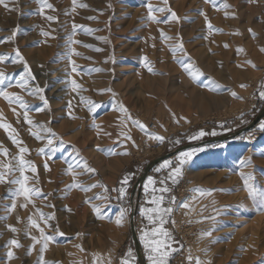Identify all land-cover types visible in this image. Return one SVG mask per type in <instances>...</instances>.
<instances>
[{"label": "rangeland", "instance_id": "rangeland-1", "mask_svg": "<svg viewBox=\"0 0 264 264\" xmlns=\"http://www.w3.org/2000/svg\"><path fill=\"white\" fill-rule=\"evenodd\" d=\"M5 2L8 8L16 10L9 11L0 5V40L11 36L13 29L18 28L19 31L14 40L0 43V56L8 57L0 62V72L10 78L0 87L10 93H19L30 106L29 118L33 123L49 127L56 133L53 150H46V155H37V150L43 147L46 140L37 141L30 134V126L23 121L22 115L18 123L17 115L3 98H0V112L3 114L0 122L11 124L23 145L30 150L24 158L35 164L37 172L35 178L31 172H26L31 178L29 184L39 188L45 195L51 194L47 195V199L34 197L37 209L45 214H55V219L49 222L50 228L55 229L58 223L67 227L79 222L85 230V237L82 238L76 232L72 235L64 233L60 241L52 243L55 247L50 251L53 258L45 261L50 264H94V261L95 264H108L111 259V264H120V258L129 248L135 255L129 233L130 199L134 183L144 167L179 146L235 132L247 125L263 106L258 91L264 83V53L259 50L264 47V0H256L255 3H249L248 0H216L219 11L212 4L204 3V0H169V6L181 20L168 24L147 20L144 5L150 2L163 6L161 0H76L77 5L84 4L87 7L77 6L74 11L72 0H48L55 11L45 8V17H56L53 21L37 13L39 5L35 0ZM225 2L231 7L224 9ZM200 10L205 12L213 28L220 29V32L209 34L204 17L199 15ZM225 11L235 13V17H226ZM156 15L163 19L168 13ZM74 24L79 26L75 30ZM41 29L50 35L42 36ZM161 30L170 37L179 33L184 50L191 53L188 57L192 54L200 57L206 50V55L218 62H227L226 73L229 72L232 87L228 89L229 95L225 102L216 107L199 95L198 89L205 87L208 83L206 79L210 77L206 76L203 80L199 77L193 82L190 79L181 80L177 76L183 70L169 51V46L175 40H162ZM236 32L240 34H234ZM205 36L208 38L204 39ZM238 48L243 51L238 53ZM14 49H19L35 77L34 80L29 79V87L38 85L44 89L43 94L49 102V107L44 111L35 110L43 107L38 96L29 95L14 86L24 71L22 64L12 63ZM73 51L80 55H74ZM176 56L184 57L180 52ZM69 57L77 66L75 72L72 71ZM143 58H146L152 72L141 63ZM249 60L255 68L245 63ZM166 69L176 79L173 86L169 84L171 79L165 80ZM73 80L84 90L73 92ZM9 83L13 86L8 87ZM241 84L246 87L241 88ZM106 89H111V92L99 91ZM232 92L242 99L233 98ZM80 96L101 107L90 114L86 106L79 104ZM69 100L73 103L71 109L68 107ZM120 105L127 109L126 113L119 111ZM12 107L20 112L18 106ZM173 115L179 120L178 123L174 121ZM129 116L131 120L127 119ZM180 117L186 118L187 122ZM93 120L103 131L91 126ZM121 120L127 124L123 130L131 136V141L119 135ZM132 120L143 123L148 133L165 137L164 142L149 139L145 132L132 124ZM260 122L248 134L186 151L194 154L183 165L182 174L175 184L167 177L171 169L177 166L176 157L179 154L166 160L172 162L168 168L156 171L164 162L157 165L147 176L137 201L135 196L132 198L133 204L137 202L135 230L138 239L140 229L151 227L140 215L141 205L153 207L148 203L151 188L166 186L170 191L163 194L165 200L162 207L173 208L166 225L182 240V248L174 253L170 264H189V252L193 258L199 257L202 261H211V264H264V211H259L256 203L248 198L240 175L241 172L250 173L255 183L264 189V131L258 127ZM32 130L36 131L35 128ZM200 130L206 135L189 139ZM213 131L217 135H211ZM176 140L180 143H174ZM132 141H135V146ZM0 144L9 150L8 159L0 155V161L8 162L18 153L17 146L3 128H0ZM97 145L101 150H97ZM74 149L79 150L78 157ZM123 152L128 154H112ZM78 159L87 161L96 170L95 173L78 177L85 185L99 182L112 189L119 186L125 174L131 176L123 203L113 199L106 204L104 212L107 219H98L89 205L83 203L86 195L91 197L101 189H93L87 194L76 189L65 191V186L72 181V177L65 174L66 161L75 162ZM249 159V165H241L242 160ZM45 161L50 171L45 170ZM149 177L153 178L155 184L150 186L149 194L146 195L144 185ZM161 180L165 181L163 185ZM15 187L0 184V239H5V245L13 239L14 234L9 231L8 225L18 229L21 243L26 241L27 217L32 210L35 211L31 204L27 208L19 207V203L23 202L22 197L18 199L14 211H7L11 204L10 189ZM197 189L211 190V195L202 196ZM156 195L161 194L157 192ZM49 203L54 207L45 206ZM183 204H188V207H181ZM121 206L130 207V211L123 226L118 227L114 221ZM22 209L28 210L26 219L23 221L20 218L18 223L17 216L20 217L21 213L15 215V212ZM81 210L84 211L83 216L79 215L75 219V213ZM88 229L96 233H88ZM207 231L212 232L211 236H203ZM83 239L86 243L89 239L91 241L81 251L76 246ZM140 245L142 249L141 242ZM6 251L8 248L5 247L2 264H17L14 258L10 261L7 259ZM135 264H138L136 256Z\"/></svg>", "mask_w": 264, "mask_h": 264}, {"label": "snow or ice", "instance_id": "snow-or-ice-1", "mask_svg": "<svg viewBox=\"0 0 264 264\" xmlns=\"http://www.w3.org/2000/svg\"><path fill=\"white\" fill-rule=\"evenodd\" d=\"M35 2L39 5L37 13L45 17V8L51 9L55 11L53 8V5L48 2V0H35ZM249 3H255L256 0H248ZM204 3L206 4H212L214 9L219 11L220 8L216 5V0H204ZM161 4L163 6H156L152 3H146L144 6L147 9V20L151 23H164L168 24L170 22L179 23L181 20V17L176 14L175 11L172 10V8L169 6V0H161ZM0 5H3L7 10L14 11L16 9L8 8V4L5 2V0H0ZM73 5V11L77 6L79 7H87V5L80 4L77 5L76 0H72ZM231 6L228 5L226 2L223 3V8L228 9ZM156 13H168L166 18H159ZM199 15L204 17L205 23L207 25V29L209 34H211L213 31L220 32V29H214L211 23L208 21V17L205 14L203 10L199 11ZM229 15L235 17V13H229L225 11V16L228 17ZM46 20L53 21L56 19L54 16H46ZM89 19H93V17H89ZM78 25H73V30H75ZM19 29H13L11 36L5 38V40H0V43H3L5 41H12L16 37ZM249 32L251 33L252 30L249 29ZM42 36L48 37L50 35L49 32L44 31L41 29ZM236 35H239V32L234 33ZM162 40H175V43L173 45L169 46V51L172 53L173 58L177 59L176 53L180 52L183 54L184 57L188 58L189 62H184L183 60L180 61V65L182 70L188 75L189 79L195 82L200 76H203L204 73L195 65L194 61H191V58L188 57L187 52L184 50V44L183 40L179 33L176 34L175 37L167 36L162 30L160 32ZM253 36H255V33H252ZM208 37L205 36L204 39H207ZM74 43H79L78 41H74ZM85 47H91V45H84ZM225 48L228 47L227 44L224 45ZM262 53H264V47H261L259 49ZM96 51H100V49H96ZM243 49L238 48L237 52H242ZM15 56L11 58L12 63H20L23 65L24 71L20 73L19 77L16 79L15 87H18L23 92H27L29 95L38 96L39 100L43 102L42 108L35 109L36 111H44V109L49 107V102L46 99L44 93V89L40 88L38 85L29 87V79H35V77L32 75L31 70L27 64V61L24 59V57L21 55L19 49H14ZM74 55H80L79 53L73 51ZM8 57L0 56V62H3ZM69 63L72 64V71L75 72L77 70V66L75 65L74 61L71 60L69 57ZM141 63L144 64L145 67L148 68L149 72H152L153 69L151 67H148V64L146 63V58H143ZM245 63L251 65L253 68H255V65L252 63V61H246ZM239 66V65H238ZM10 79L6 76L4 72H0V85L5 84V80ZM211 79V78H209ZM212 83H215L214 81ZM13 85L11 83L8 84V87H12ZM71 87L73 92H77V90L83 91L82 86L77 84L74 80L71 82ZM216 87H219V85H216ZM241 88L246 87V85L241 84ZM210 91H214L215 88L209 87ZM101 92L103 91H109L111 92V89L106 90H99ZM231 95L233 98L242 99V97H238L235 92H232ZM0 98H3L4 101H6L13 111L15 115H17V122H20L19 117L22 115L23 121L27 123L29 127L30 134L37 140V141H43L46 140V143L43 145V147L39 148L37 150V155H46V150H53L52 145L54 139H56V133L52 131L51 128L46 127L41 124H34L33 121L29 118V110L30 106L28 103L23 99V97L19 93H10L7 91L6 88L0 87ZM258 98L260 101L264 102V83L261 84L260 89L258 91ZM79 104L84 105L87 107L88 112L95 113L96 110L101 107L100 104H97L89 99H86L84 96H80L79 98ZM13 105L18 106L20 109V112H17V109L15 107H12ZM68 107L71 109L73 107V103L71 100L68 102ZM119 111L122 113H126L127 109L123 106H119ZM71 115V114H70ZM243 116V113L241 114ZM72 118H77L75 116H72ZM128 120H131V117H127ZM173 119L175 122H179V120L176 119V117L173 115ZM180 119H185L184 117H180ZM3 120V114L0 112V121ZM132 124L136 127H138L141 131L145 132L146 135H148L149 139L158 141L163 143L165 140V137L160 136L155 133H148L146 131V126L141 123L138 120H132ZM187 122V121H186ZM243 123V119L241 120ZM93 128L99 129V131H103L99 128V125L95 123V120H93L92 125ZM121 131L119 133L120 136L124 138V140L131 141V136L124 131L123 129L127 128V124L124 120H121L120 122ZM161 127H163L161 125ZM259 129L261 131H264V121L260 122L258 125ZM0 128H3L4 131L8 134V138L11 140V142L17 146L18 153L10 158L8 162L0 161V184H7V185H15L16 187L13 189H10V198H11V204L8 207L7 211L11 213L17 208V201L19 198H23V202L19 203V207L21 208H27L29 204L33 206L35 211L33 214L29 215L27 217V224L25 227V234L31 239L32 245L28 249V253L31 254L32 249L37 245L40 244L41 247L39 248V258H38V264H50V262H47L44 260L43 253L48 248L49 243L54 239V236L48 235L45 232V228L51 227L50 221L55 219L54 213H47L45 214L40 209H37L35 207L34 203V197H43L44 199H47V195H51L50 193L45 195L41 192V190L35 186H31L29 184L30 177L26 175V172H31L33 174V178H35V174L37 172V168L35 164L30 161L26 160L24 158L26 153H29V149L27 146L23 145V141L18 138V133L15 128L12 127L11 124L7 122H0ZM35 128L36 131H33L32 129ZM98 131V135H99ZM43 133V135H42ZM104 135H111V133H104ZM206 133L203 130H200L197 133H194L189 137V139H199L200 137L205 136ZM211 135L215 136L217 133L213 131ZM244 139H248V137H245ZM173 142V141H170ZM133 146H135V141H132ZM174 143H180L179 140L174 141ZM77 157L79 156V150H76ZM97 150H101L100 146L97 145ZM8 149L4 148L2 144H0V155H3L6 159H8ZM112 154H123L127 155V152L123 153H112ZM194 152H182L177 157L176 160L178 161V164L176 167L172 168L171 171L168 174V179H171L172 183L175 184L177 182L178 177L182 174V167L185 163H187L188 160L191 159ZM48 159H51V156H48ZM67 168L65 170V174L72 177L71 183L67 184L65 186V191H71L73 189L79 190L83 193H89L92 192L93 189H101L100 192L93 193L91 197L85 196V199L83 200V203L89 205L91 208V211L98 219H107L104 209L106 204H108L111 200L115 199L117 201H120L123 203V201L126 199L127 196V186L131 179V176L128 174H125L124 177L119 182L118 187H114L112 189H109L106 185L102 183H92L85 185L81 181L78 180V177L88 174V173H95V169L89 166L87 161H81L76 160L75 162L66 161ZM171 161H165L164 164L161 165V168L156 169V171H160L163 168H168L171 165ZM242 166H247L251 163L249 160H242L241 162ZM44 168L46 171H50L47 161L44 163ZM19 173V175H15V173ZM241 179L243 181V188L245 192L247 193L248 198L253 200L256 203V206L259 211H264V189L260 188L254 181V177L248 173L245 174L243 172L240 173ZM160 183L163 185L165 183L164 180H161ZM155 181L152 177L148 178V181L144 185V191L147 194H149L150 186L154 185ZM170 189L168 187H160L159 189H156L155 187L151 188V199L148 201L153 207L146 208L143 205L140 207V215L143 219H146L148 221V224L151 225V227L145 226L144 228L140 229V235L139 239L142 243L145 255L148 261V264H170V259L172 255L178 251L181 250L182 245L180 248L173 247L174 244H177L178 242L174 240L171 232L164 227L165 224L169 222L170 215L173 211V208L171 206L162 207L163 202L165 200L164 193L169 192ZM197 191L203 196V195H211V190L205 191L202 189H197ZM159 192L161 195H156V193ZM112 193H115V195H112ZM94 201H102L104 203H95ZM172 202H175V198H172ZM48 208L54 207L52 204H46L45 205ZM181 207L187 208L188 204H183ZM70 211V209H69ZM130 211V207H123L121 206L119 209V213L117 217L115 218V224L120 227L123 226V223L125 221V218ZM214 219V218H213ZM17 222H20V217L17 216ZM43 224V227L41 226ZM174 224V222H173ZM9 231L12 233H16L18 229L12 225H8ZM32 229H35L37 232H39V236L32 234ZM55 233L57 235H64V233L60 232L58 228L54 229ZM212 232L207 231L203 233V236H211ZM77 235H80L77 233ZM6 248H8L7 251V259L10 261L14 258V252L12 251L13 248H19L21 247V244L19 240L17 239H10L7 244L5 245ZM76 247H80L77 245ZM83 251V249H81ZM205 251V250H202ZM206 254V251H205ZM264 259V258H262ZM187 260L189 261V264H192L194 261V264H211V261H202L199 257L193 258L191 253L189 252L187 256ZM95 264V261H94ZM108 264H111V259H109ZM120 264H135V255L131 248L127 250V252L124 253V255L120 258Z\"/></svg>", "mask_w": 264, "mask_h": 264}, {"label": "bare ground", "instance_id": "bare-ground-1", "mask_svg": "<svg viewBox=\"0 0 264 264\" xmlns=\"http://www.w3.org/2000/svg\"><path fill=\"white\" fill-rule=\"evenodd\" d=\"M206 35H207V32H206ZM185 51H186V49H185ZM188 51H186V52H187L188 55H190L191 53L188 52ZM190 58H191V61H194L195 65L204 73L203 76H200L201 80H203V78L206 77V76L211 78V79H206V80H208L207 81L208 83H207V85L205 87L198 89L199 95L202 96L203 98L207 99L208 103H210V104H212V105H214L216 107L221 105L223 102H225L228 99V95H229L228 89L232 87L231 78L229 77V72L226 73L227 62H224V63L218 62L217 60H215V58H213V57H211L209 55H206V50H205L204 54H202L200 57L195 56V54H192ZM176 60H177V62L180 63L181 60H183L185 62V61L188 60V58L187 57H185V58L182 57V58H177ZM166 72H167L166 73L167 77L165 78V80H170L171 79V83H169V84L171 86H173L174 82L176 83V79L172 77V75H171V73H170V71L168 69H166ZM183 73H185V72L183 71ZM183 73H181V72L179 73L178 72L177 76L180 77L181 80L188 81L189 77L188 76H184ZM179 74H180V76H179ZM213 81L215 83H212ZM216 85H219V87H216ZM209 87L215 88V90L214 91H210ZM27 211H26V209H22L21 211H16L15 215L21 213L20 218H22V220L24 221L26 219ZM33 212L34 211L32 210L30 213L29 212L28 213H29V215H31V214H33ZM81 212L77 211L75 213V215H76L75 219L78 218L79 215L83 216L84 211L81 210ZM27 216H28V214H27ZM77 222H78V220H77ZM24 225H25V223H24ZM56 227L62 233L71 234V235L74 234L75 232H76V234L79 233L80 234L79 235L80 238H82L84 236V233H85V230H83V227L79 225V222L76 223V224L74 223V224H72L70 226H67V227H64L63 224L58 223L56 225ZM31 231H32L33 235H36L37 237L39 236V232H37L35 229H32ZM45 232L48 235L54 236V239L49 243L48 248L43 253L44 260L53 258V256H51V252L50 251H51V249H53L55 247H53L52 243L57 241V240L58 241L61 240V235H57L55 233L54 229H51L50 227L49 228H45ZM87 232L91 233V232H93V229H88ZM10 234H12V233H10ZM94 234H92V235H94ZM20 236L21 235L19 233H17V234L14 233L12 237H13V239L15 238V239L19 240V242H20L21 239H22V238H20ZM25 236H26V238H25L26 241H24L23 243L20 242L21 243V247L17 248L14 251V259L17 261V264H38V258H39V255H40L39 248L41 247V245L37 244L32 249L31 254H29L27 250L32 245V241L27 235H25ZM90 241L91 240L89 239L88 242L86 243L84 239L81 240L78 243V245L80 246L79 249L85 250L86 245H88ZM5 243H6L5 239H0V264H2V261H3L2 258H3V255L5 254ZM89 246H92V244L89 245ZM27 256L29 257V259H26ZM3 264H8V263H3Z\"/></svg>", "mask_w": 264, "mask_h": 264}, {"label": "water", "instance_id": "water-1", "mask_svg": "<svg viewBox=\"0 0 264 264\" xmlns=\"http://www.w3.org/2000/svg\"><path fill=\"white\" fill-rule=\"evenodd\" d=\"M263 118H264V104L261 107V109L258 111L256 116L247 125L236 130L235 132H232V133L227 134V135L219 136V137L210 138V139H207V140L201 141V142L189 143V144L179 146L176 149H174L173 151L166 153V154L150 161L144 167L141 174L139 175L136 182L134 183L132 193H131V199H130L131 211H130V217H129V233H130L131 242L133 245V249H134L138 264H145V260H144L141 245H140V242H139L136 230H135V215H136V204H137V202H136V204H133L132 198H134V196H135L136 201H137V198L141 192V188H142L147 176L150 174V172L157 165L165 162L166 160H168V159H170V158H172V157H174V156H176L182 152H186L189 150L205 147L208 145L219 144L222 142H226L232 138H237L239 136H242V135L246 134L247 132L253 130Z\"/></svg>", "mask_w": 264, "mask_h": 264}, {"label": "crops", "instance_id": "crops-1", "mask_svg": "<svg viewBox=\"0 0 264 264\" xmlns=\"http://www.w3.org/2000/svg\"><path fill=\"white\" fill-rule=\"evenodd\" d=\"M140 200H141V199H140ZM139 204H140V203H139ZM164 227L167 228V229L171 232V234H172L174 240L178 242L177 244H174L173 247H177V248L180 247V246L182 245V240L179 239V236L176 235L173 231H171V230H170V227H168L166 224L164 225ZM142 249H144V248L142 247ZM178 252H179V251H178ZM143 253H144V250H143ZM176 253H177V252H176ZM173 255H174V254H173ZM173 255H172L171 258L175 257V256H173ZM144 260H145V264H148V261H147V258H146V255H145V254H144ZM170 260H171V259H170Z\"/></svg>", "mask_w": 264, "mask_h": 264}, {"label": "trees", "instance_id": "trees-1", "mask_svg": "<svg viewBox=\"0 0 264 264\" xmlns=\"http://www.w3.org/2000/svg\"><path fill=\"white\" fill-rule=\"evenodd\" d=\"M260 109H261V107H260ZM250 132H251V131L247 132L246 134H248V133H250ZM151 172H152V171H151ZM151 172H150V173H151Z\"/></svg>", "mask_w": 264, "mask_h": 264}]
</instances>
